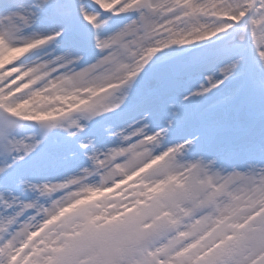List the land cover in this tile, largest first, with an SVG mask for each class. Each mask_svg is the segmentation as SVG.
Returning a JSON list of instances; mask_svg holds the SVG:
<instances>
[{"label":"snow or ice","instance_id":"6c2138e0","mask_svg":"<svg viewBox=\"0 0 264 264\" xmlns=\"http://www.w3.org/2000/svg\"><path fill=\"white\" fill-rule=\"evenodd\" d=\"M0 264H264V0H0Z\"/></svg>","mask_w":264,"mask_h":264}]
</instances>
